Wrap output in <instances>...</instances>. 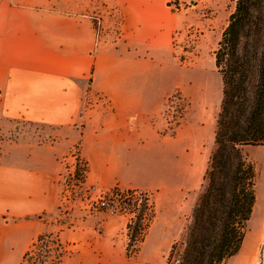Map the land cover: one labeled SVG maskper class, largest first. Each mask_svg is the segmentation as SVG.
I'll list each match as a JSON object with an SVG mask.
<instances>
[{
    "label": "crops",
    "instance_id": "obj_1",
    "mask_svg": "<svg viewBox=\"0 0 264 264\" xmlns=\"http://www.w3.org/2000/svg\"><path fill=\"white\" fill-rule=\"evenodd\" d=\"M102 2L118 4L124 13L125 35L118 43L99 44L92 20L83 16ZM169 2L0 0V264H20L30 244L50 232L41 216L59 209L57 177L75 146L88 166L87 187L167 189L166 181L149 172L158 159L150 150L162 140L151 125L152 81L160 80V51L169 48L177 28ZM98 96L110 107L89 104ZM18 122L49 128L46 140L6 138ZM257 149L264 152V146ZM186 156L194 161L187 176L194 178L197 157L193 150ZM253 158L259 177L264 158ZM178 172L182 185L184 169ZM256 196L258 228L249 242L247 231L230 258L238 264H250L260 250L264 254V186L260 194L258 179ZM156 209L155 204L145 243L158 221ZM103 217L94 242L104 264H152L145 247L127 259L125 246L117 245L129 216Z\"/></svg>",
    "mask_w": 264,
    "mask_h": 264
},
{
    "label": "rangeland",
    "instance_id": "obj_2",
    "mask_svg": "<svg viewBox=\"0 0 264 264\" xmlns=\"http://www.w3.org/2000/svg\"><path fill=\"white\" fill-rule=\"evenodd\" d=\"M170 2L176 12L177 28L169 48L160 51L158 65L160 80L152 81L151 125L157 130L162 140L161 144H153L150 150L158 159L151 161L150 167L153 170L149 172L151 177L155 178L157 175L159 180L166 181L167 189L156 186L150 192L136 190L149 194L152 203L156 204L158 221L154 225V233L148 243H145L144 238L143 242H137L131 248L130 256L126 251L127 259H133L141 248L145 247V255L152 264H165L175 243H179V248H182L181 244L186 239L187 229L192 221L193 209L203 191L204 175L215 148L217 117L222 100L223 84L216 67L215 52L228 26L230 15L235 10V3L232 0H170ZM106 5L115 7L119 11L120 19L116 22L105 16V30L98 38L101 45L118 43L124 39L125 35V17L118 4L106 2L93 4L83 16L90 19L89 13ZM101 98L103 97L98 96L95 102L89 104L95 103L94 105L109 108L107 100L103 98L104 101H102ZM13 125L15 130L7 134L6 138L16 139L22 135L38 137L40 141H43L46 140V134L49 132V128L37 124L18 122ZM0 136L3 139L4 135ZM257 148L243 149L244 154L255 164L256 169L257 164L253 157L264 158V152ZM75 150L80 154L79 146L72 148L62 162V169L57 177V185L60 189L59 209L52 215L41 216L45 219V223L49 222V226L51 225L50 232L43 234L53 233L63 240L68 250L65 264H104L97 251L99 247L94 242V239L100 238L99 224L102 218H99L100 215L105 216L103 219L118 215H127L132 218V215L125 211L128 205L121 199H116L109 208L102 209L92 202H95L93 199L102 192L115 195L117 192L128 191L118 187L104 191L86 185L81 189L75 187V182L70 181V186L73 185L75 188L72 189L69 203L63 205L64 186L61 173L66 164L73 163L71 153ZM191 150L195 152L199 166L194 178L187 176V170L194 162L186 156V152ZM82 161L87 166L83 159ZM180 168H183L185 172L182 185L179 184L178 170ZM263 184L264 165L258 177L260 194ZM257 214V212L253 213L254 217L248 224L247 231L250 233L248 242L258 228ZM37 238L30 244L27 251ZM129 243V230L125 228L119 234L117 245H123L127 250ZM262 257L264 254L260 250L250 264L257 263ZM223 264H238V262L235 259H229Z\"/></svg>",
    "mask_w": 264,
    "mask_h": 264
},
{
    "label": "trees",
    "instance_id": "obj_3",
    "mask_svg": "<svg viewBox=\"0 0 264 264\" xmlns=\"http://www.w3.org/2000/svg\"><path fill=\"white\" fill-rule=\"evenodd\" d=\"M235 10L215 52L222 78L215 148L193 209L186 239L175 243L165 264H223L246 238L256 203L258 172L245 147L264 146V0H232ZM136 190H130L133 194ZM126 204L135 218L128 225L127 255L156 216L147 192ZM68 250L58 235H40L20 264H65ZM264 264V257L257 263Z\"/></svg>",
    "mask_w": 264,
    "mask_h": 264
},
{
    "label": "built area",
    "instance_id": "obj_4",
    "mask_svg": "<svg viewBox=\"0 0 264 264\" xmlns=\"http://www.w3.org/2000/svg\"><path fill=\"white\" fill-rule=\"evenodd\" d=\"M105 16L110 17V19H113L114 21H119L120 14L119 11L112 6L106 5L101 8L94 9L91 13H89L88 17L92 20L94 26L97 38L101 36L103 31L105 30L104 26V20ZM102 101H104L103 98H101ZM71 157L73 158V163L66 164L64 167L63 172L61 173L63 186H64V202L63 205H67L69 203V199L71 196L72 189L77 188H83L85 186V181L87 177V166L84 164V162L81 159V156L78 152L73 151L71 153ZM70 181L75 182V187L72 185L70 186ZM91 191V190H86ZM90 195V194H89ZM133 198H137L138 204L142 203L145 199V195L142 194V192H134L133 194H130L128 192H117L115 195L114 193H100L98 196H96L95 199H93L95 202H92V204H95L98 208H109L111 204L116 199H121L126 204V201L129 202ZM125 211L129 212L132 215V219L135 218V214L131 212L130 207L125 209Z\"/></svg>",
    "mask_w": 264,
    "mask_h": 264
},
{
    "label": "water",
    "instance_id": "obj_5",
    "mask_svg": "<svg viewBox=\"0 0 264 264\" xmlns=\"http://www.w3.org/2000/svg\"><path fill=\"white\" fill-rule=\"evenodd\" d=\"M168 6H170V7H171V6H173V4H172L171 2H169V3H168Z\"/></svg>",
    "mask_w": 264,
    "mask_h": 264
}]
</instances>
